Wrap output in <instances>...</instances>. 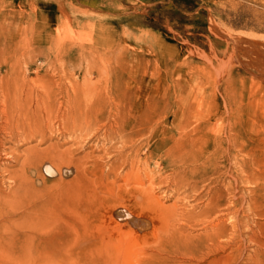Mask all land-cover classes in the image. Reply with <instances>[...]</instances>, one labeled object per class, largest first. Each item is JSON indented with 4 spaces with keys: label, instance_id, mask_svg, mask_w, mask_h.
<instances>
[{
    "label": "rangeland",
    "instance_id": "1",
    "mask_svg": "<svg viewBox=\"0 0 264 264\" xmlns=\"http://www.w3.org/2000/svg\"><path fill=\"white\" fill-rule=\"evenodd\" d=\"M8 79L26 89L24 113L53 127L41 148L75 154L65 179L76 174L94 236L77 232L65 261L44 231L0 241V264H264V246L231 242L237 231L209 238L211 219L240 217L264 240V0H0V110Z\"/></svg>",
    "mask_w": 264,
    "mask_h": 264
},
{
    "label": "bare ground",
    "instance_id": "2",
    "mask_svg": "<svg viewBox=\"0 0 264 264\" xmlns=\"http://www.w3.org/2000/svg\"><path fill=\"white\" fill-rule=\"evenodd\" d=\"M49 78L50 77L48 75L47 79L50 80ZM78 85L79 84H77V86ZM3 88L5 90L4 97H6L5 98L6 100L4 101L7 102L8 104L6 103L5 108L1 109L0 111L4 116L8 117L6 123L9 124L10 126L9 127L4 126L3 121L0 120V168L1 165L4 166V168H1L0 174L2 176L8 177V182L10 183V190L9 191L6 190L3 184L0 182V241L1 242L9 241L10 243H17L18 241H23V242L31 241L36 239L38 233L44 231V234L41 237V242H43L46 245L48 250V256L51 260L65 261L68 260L67 258L68 257L70 258V256L71 258H74L76 254L72 252L70 253L68 250L64 251V248L65 249L69 248L72 244H75L77 242L78 240L77 232H80L82 230L83 233L89 234L90 236H94L91 230L93 214L91 213L89 202H87L86 204V207L89 212L81 214L78 213L76 209L77 199H78L77 198L78 183H77L76 174L73 176L71 180L66 181L65 179L67 174L69 175L73 172L76 173L75 170H73L76 168L77 165L75 154L73 158L68 159V161L65 162V157L63 154L64 152L62 151L63 149L60 152L58 146L55 147L51 145L49 147L41 148L42 145L47 143L48 140H50L53 137L52 133L48 134L47 131L48 128L53 129L52 125L49 124L46 126L45 121L47 119L45 121H41V117H39L37 111H36L37 113H34L33 115L30 114L29 111L30 109L27 110L26 113H24L25 109L27 108L24 107V105L22 104V100H21L22 98H19V95L22 94L25 88H22L21 84L19 83L13 84V81H10V79H8L7 81L6 80L3 81ZM29 90L33 95L34 93L33 90L32 89ZM42 99L45 103L46 98L42 97ZM53 101L54 100H52V102ZM74 102L75 101L73 100L71 116L68 118V122L64 123L68 127L74 126L76 121L75 120L76 103ZM29 108H31V106ZM56 116H58V114ZM1 132L8 134L10 136V139H7V141L15 143L18 146V148H16L15 150L8 149L9 152H5V150H3V146H5L7 141L1 138ZM55 133L56 132H54V134ZM38 136L42 137L38 142L39 144L37 143L38 145L36 146L32 145L33 147L30 146L29 148L25 147L22 151H20L19 149L20 147H24L25 144L32 142ZM59 143L61 145V142ZM71 149L73 148L70 147V150ZM3 155H5V158L3 157ZM178 156H180V154ZM8 161H10V163L14 162V164L13 165L9 164ZM65 163L69 165V168L67 169L64 168L63 164ZM47 164L51 165V168L53 169L52 171L49 168V166H46ZM171 166L173 165L171 164ZM44 169L48 171L49 176H45V175L42 176V171ZM39 182L44 184H40ZM212 205L215 206L214 208H217L219 206L218 200L215 203L213 202ZM217 214L219 216L221 212ZM218 218L219 217H215L210 221L209 226L212 225L214 227L213 230L214 233L211 235V237L209 236L210 239H213L214 236L219 237L221 234H224L230 229L237 231V234L235 236L236 238H233L231 242H234V240L238 238L244 242L253 241L256 244H258V246H264V240L261 237L251 234H246L243 232L242 222L246 223L245 225H248L249 220L236 217V219L234 218V222L231 225L233 226L232 227L233 229H231L230 225L228 224L225 225L217 224L216 220H218ZM215 223L216 225H214ZM79 226L81 228L77 231ZM105 236L103 235V237ZM165 236H167L166 233ZM185 237H180L178 239L177 237L173 236L174 239L180 240L182 245L185 244L186 247H188L187 245L191 244L192 242L189 240V238L186 239ZM204 247H206V245ZM221 248L223 247L218 245V249ZM180 252L183 253V255H187L189 250H180ZM252 252L254 253L251 255L253 258L254 256L260 255L258 248L254 249V251ZM92 254L94 253L92 252ZM112 256H110L112 263L114 264L122 263L123 254L120 253L114 255L112 253ZM133 258L136 259L135 256Z\"/></svg>",
    "mask_w": 264,
    "mask_h": 264
}]
</instances>
